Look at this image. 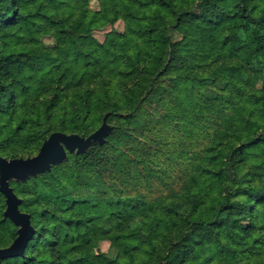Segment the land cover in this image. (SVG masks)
<instances>
[{"label": "trees", "instance_id": "obj_1", "mask_svg": "<svg viewBox=\"0 0 264 264\" xmlns=\"http://www.w3.org/2000/svg\"><path fill=\"white\" fill-rule=\"evenodd\" d=\"M46 1L59 10L68 4L66 0H0V116L5 115L14 135L35 130L30 140L41 145L54 131L83 135L81 127L93 130L98 118L106 117L109 123L112 115H121L130 122L144 103L160 101L161 85L167 80L185 83L189 92L184 104L192 105L196 112L191 113L202 120L205 113L196 105L192 85H209L202 76L209 71L213 81H224L229 74L226 89L238 91L245 104L237 117H224L221 131L212 136L205 153L194 156L200 163L189 180L169 196L112 200L105 190L101 194L105 199L97 193L86 197V178L73 167L71 172L79 175L74 185L62 187L64 193H43L63 198L70 212L59 218L60 230L54 235L56 240H50L53 247L46 256L38 243L55 218L47 213L49 201L43 203L40 196L23 198L12 186L22 199L20 210L30 214L34 234L22 254L1 263L62 264L66 258L68 264H205L207 258L245 250L248 241L252 243L250 253H255L258 219L264 222V0H117L125 30H111L104 41L92 30L98 23L96 17L108 13L110 3L98 0L100 12L85 10L80 16L87 25L81 31L86 39L81 45L75 27L63 14L66 9L54 12ZM41 29L56 42L72 40L70 57L49 67L27 49H8L13 41L37 39ZM174 31L181 38L174 39ZM57 111L62 118L60 127L48 123L58 116ZM90 118H94L91 124L81 126L80 121ZM228 127V147L222 142L215 146ZM6 138L0 140V155L8 158ZM93 145L75 155L79 168L88 160L98 167L96 159L106 158L104 146ZM56 167L61 169L52 166L53 172ZM243 168L257 171L255 183L240 184ZM214 183L220 185L218 199L205 193ZM38 206L40 211L32 209ZM5 209V196L0 192L1 247L17 236V227L5 217ZM103 215L113 224L101 226ZM133 217L139 218L134 224L130 222ZM99 227L116 255L107 259L102 254V259L94 261L85 252L97 245L93 229ZM61 240L67 241L63 244L66 256L56 247ZM200 247H207L208 252L202 253Z\"/></svg>", "mask_w": 264, "mask_h": 264}, {"label": "rangeland", "instance_id": "obj_2", "mask_svg": "<svg viewBox=\"0 0 264 264\" xmlns=\"http://www.w3.org/2000/svg\"><path fill=\"white\" fill-rule=\"evenodd\" d=\"M66 1L68 4L60 6V8L66 9V11H63V14L67 16V22L75 27L77 44L81 45L86 41V39L82 38L85 35L81 31L87 25L80 16L84 14L85 10H98L100 12L102 10L101 5L98 0ZM252 2L256 3L258 0H252ZM109 3L110 9L108 13H100L96 17L98 23L92 30V34L101 41H104L107 33L113 29L120 32L125 30V22L121 18L118 1L109 0ZM47 5L50 10L62 13V9L59 10L55 4L47 2ZM234 6V3L230 4L231 9H234ZM36 35L37 39L34 40L13 41L8 46V49H27L28 52L38 56L39 59L45 60L49 67L55 66L63 59L70 57L75 45L72 40L56 42L52 34L43 31V29L39 30ZM172 36L174 39H179L182 34L174 31ZM1 47L5 48L6 46L2 45ZM245 70L252 72L249 66H246ZM202 76L205 78V83H209V85H192L194 89L192 91L195 93L194 98L198 99L196 105L205 113V116L201 118L202 120L195 118V113H191L192 111L196 112L191 108L192 105L184 104L185 95L189 92V90L186 91L187 87H185V83L176 85L167 80L161 85L158 96L160 101L156 100L144 103L138 109L137 115L130 119V122L121 115H112L110 117L108 124L111 130L107 134L106 141L100 144L106 149L104 153L108 154L106 158L101 156V160L99 158L96 159V162L99 163L98 167L91 164L88 160L80 163L82 164V168H79L75 155L81 152L73 151L68 152L67 157L63 161L53 165H58L61 169L56 167V170L53 172L51 167V170L47 172L31 175L24 180L12 179L10 181V185L13 182L11 186L23 198L34 200V197L40 196L43 203L49 201L47 213L51 216L54 215L55 218L47 226V236L43 237L38 243V248L43 250L44 256L50 253V248L53 247L50 240L55 241L54 235L60 230L59 218L64 216L65 213L69 214L70 212L67 211L68 206L63 198H50L43 196V193L48 191L53 193L55 190L64 193L62 187L69 188L71 187L70 185H74L79 175L71 172L73 167L79 169L80 175L86 178L89 186L86 197H91L90 195L94 193H97V196H101L102 192L106 190L107 196L112 200H122L123 197L132 198L136 196L155 200L161 196H169L182 189L183 184L189 180L191 171L195 168V165L200 163L194 156L199 153L201 155L205 153L204 150L212 143V136L221 131L220 127L222 126L224 117H237L245 104L244 97L237 95L238 91L233 93L231 90L226 89L228 87L224 84L229 80V74L224 81H213L211 71L203 72ZM22 97V94L18 95V98ZM207 105L213 111L208 112ZM55 116L57 117L48 123L55 124V127L57 125L60 127L62 118L59 117L58 111ZM67 119L69 122L72 121V117ZM102 119H97V125L93 130L88 131L84 127H81L80 132L85 136L93 133L101 127L102 121H104ZM92 121H94V118L80 121V123L81 126H86L91 124ZM12 125H14V128L17 127L16 122ZM13 130L5 115H1L0 140L5 139V137L9 140L8 146L4 148L10 151V157L8 158L15 156L23 158L32 157L39 152L42 144L48 138L41 145H37L30 140L35 135V130L29 134L18 132L16 135H14ZM230 134L231 129L229 127L228 129H224L220 133L219 142L215 143V146H219V143L222 142L225 147H228L231 141ZM96 143L94 142L93 144ZM93 144L91 146H94ZM256 172L254 170L249 172L247 168H243L239 179L240 184L255 183L258 179ZM82 176L80 178L83 180ZM102 187L103 189H101ZM219 191L220 185L214 183L205 193L212 197L214 196V199H218L220 195ZM105 198L107 197H102V199ZM33 203L35 202L33 201ZM101 204L103 208L104 203ZM32 209L38 212L41 210V206ZM138 219V217L130 218V222L134 224ZM262 219H258L259 225L257 226L256 236L259 239L254 249L255 253H250L252 243L248 241L246 246L249 249L245 247L243 251L237 250L221 254V258L215 260L207 258L203 263L264 264V222H261ZM109 220L110 217L103 215L101 217V226L113 224ZM13 224L17 227L18 234L19 226L15 223ZM93 233L95 238L98 239V243L86 249L85 255L94 261L102 259V254H105L107 259L115 256L116 253L111 246V240L104 233V230L100 227L97 230L94 228ZM13 241L6 242L8 243L6 246H9ZM65 242L67 241L61 240V245L56 246L64 256L68 254L66 247L63 246ZM240 247H243V245H240ZM199 249L204 254L208 252L207 247H200ZM6 264H9V262ZM53 264H59V262L57 261ZM62 264H68L66 258Z\"/></svg>", "mask_w": 264, "mask_h": 264}, {"label": "water", "instance_id": "obj_3", "mask_svg": "<svg viewBox=\"0 0 264 264\" xmlns=\"http://www.w3.org/2000/svg\"><path fill=\"white\" fill-rule=\"evenodd\" d=\"M111 130L105 118L101 127L88 136L77 133L54 131L42 144L39 152L32 157H11L0 155V192L6 198L5 217L19 226L14 241L7 247L0 246V264L2 260L19 256L34 234L30 214L20 210L22 199L10 185L12 179L24 180L31 175H37L51 170L54 164L63 161L68 152H83L94 142L103 144Z\"/></svg>", "mask_w": 264, "mask_h": 264}]
</instances>
